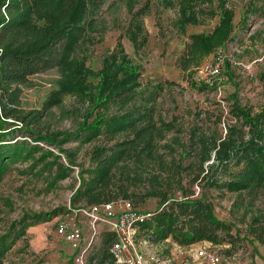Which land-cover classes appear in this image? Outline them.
<instances>
[{"label": "trees", "instance_id": "obj_1", "mask_svg": "<svg viewBox=\"0 0 264 264\" xmlns=\"http://www.w3.org/2000/svg\"><path fill=\"white\" fill-rule=\"evenodd\" d=\"M99 2L0 0V176L10 162L28 158L41 149L18 136L49 143L38 130L42 112L27 111L21 95L31 75L57 68L61 75L59 86L51 93L47 106L58 104L71 93L84 98L97 111L93 112L92 122L65 135L80 143L98 142L90 152L89 165L82 166L79 172L74 206L127 199L139 207L155 198L159 208L152 210V217L141 225L152 240L172 236L180 244L208 240L230 243L234 248L246 239L241 245L258 252L251 244H264V107L253 114L234 98L231 112L238 122L229 124L225 135L209 132L198 124L182 135L184 131L176 129L177 120H167L159 114L161 85L141 87L143 67L125 52L121 41L105 57L99 71L91 70L86 60L77 55ZM253 12L256 11L249 7L241 15L239 24L243 29ZM141 14L142 10L134 14L126 28L137 51L147 41L146 36L138 40L143 27L142 20H138ZM222 14L211 34L192 36L188 56L177 62L184 72L197 63L199 55L216 46L224 47L234 38L233 12L223 9ZM196 20L198 17L185 13L180 23L184 27ZM133 29L135 33L131 34ZM91 78L99 81L94 83ZM202 84L210 87L206 82ZM110 107L114 109L109 112ZM42 156L60 159L51 150L43 151ZM211 159L208 171L206 163ZM53 161L50 165L56 163ZM59 165L62 177L70 174L69 167ZM205 171L210 173L205 177L207 188L245 195L250 203L261 201L262 209L253 217L245 238L230 233L232 225L217 217L204 193L195 196L191 188ZM185 177L189 178L188 185L184 184ZM44 216L24 214L0 234V264H5L8 252L26 229L43 222ZM113 240L112 232H103L102 245L91 262L116 264L110 252Z\"/></svg>", "mask_w": 264, "mask_h": 264}, {"label": "rangeland", "instance_id": "obj_2", "mask_svg": "<svg viewBox=\"0 0 264 264\" xmlns=\"http://www.w3.org/2000/svg\"><path fill=\"white\" fill-rule=\"evenodd\" d=\"M99 1L92 27L83 35L77 55L86 60L91 70L99 71L105 57L112 54L121 41L125 52L143 67L141 87L161 85L159 114L167 120H177L176 129H182V135L194 124L204 125L209 132L217 131L218 135H225L227 126L238 122L231 112L235 99L253 114L264 107V0ZM249 7L256 12L251 13L243 29L239 21ZM223 9L233 12L234 38L224 47L216 46L209 53L198 54L197 63L184 72L177 62L180 57L188 56L192 36L211 34L220 24ZM141 10L143 14L138 20H142L143 27L138 32V40L146 36L147 41L137 51L126 28L131 19L134 20L133 15ZM185 13L199 20L183 27L180 19ZM215 65L219 67V73L211 74L210 69ZM60 77L57 68L38 72L29 77V84L22 89V106L27 111L42 112L38 130L48 138L49 143L35 141L25 135L17 137L19 140L26 139L31 145L37 144L41 149L28 158L10 162L9 168L0 176V234L6 233L11 223L24 214L45 216L43 222L26 229L8 252L5 264H76L79 251L57 234V224L62 220L74 219L83 225L81 246L88 248V264L96 263L95 260L91 262V257L102 245L104 229L95 232L85 217L76 216L72 211L84 204L74 206L72 198L79 184V172L82 166L89 165L90 152L98 142L80 143L65 136L79 130L83 123L92 122L97 111L84 98L71 93L66 94L58 104L47 106L51 93L59 86ZM90 80L94 83L99 81L97 78ZM203 82L210 87L204 86ZM109 109L110 112L114 107ZM47 150L53 151L60 159L42 156V152ZM52 161L56 163L50 165ZM61 163L71 169L69 175L62 177L59 174ZM212 163L213 159L206 163L208 171ZM209 174L205 171L191 189L195 191V196L204 193L208 197L217 217L232 225L231 234L245 238L253 217L262 209L261 201L250 203L245 195L207 188L205 177ZM188 180L185 177V185H188ZM139 207L152 211L159 205L157 199L150 198ZM170 238V242L161 239L156 244L163 249L164 255L175 247V243L180 244L172 236ZM244 240L240 242L244 243ZM202 241L194 242V247L206 244ZM240 242L237 247H244ZM251 245L258 248L255 253L258 261H264V244L255 241ZM215 249L225 255L230 254V250L223 245H217Z\"/></svg>", "mask_w": 264, "mask_h": 264}, {"label": "built area", "instance_id": "obj_3", "mask_svg": "<svg viewBox=\"0 0 264 264\" xmlns=\"http://www.w3.org/2000/svg\"><path fill=\"white\" fill-rule=\"evenodd\" d=\"M211 74H218L219 67L212 66ZM74 215L86 218L91 229L97 232H112L114 240L110 252L116 264H264L259 262L255 250L249 246L233 248L232 244H216L203 240L206 244L194 247L195 244L183 246L175 243L166 255L157 247V242L141 225L152 217V212L136 207L130 200L119 199L100 204L80 205L72 209ZM79 221L62 220L57 224V234L72 244L79 252L76 264H88V248L81 246L83 229ZM170 242L171 238L164 239ZM227 244H230L231 247ZM223 245L230 250L229 255L215 249ZM242 246V245H241Z\"/></svg>", "mask_w": 264, "mask_h": 264}]
</instances>
